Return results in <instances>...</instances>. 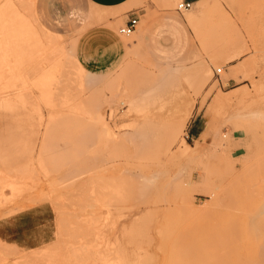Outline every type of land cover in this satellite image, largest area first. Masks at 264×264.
Returning <instances> with one entry per match:
<instances>
[{
  "label": "rangeland",
  "instance_id": "1",
  "mask_svg": "<svg viewBox=\"0 0 264 264\" xmlns=\"http://www.w3.org/2000/svg\"><path fill=\"white\" fill-rule=\"evenodd\" d=\"M11 1L30 32L0 19L13 99L0 107V264H264V0L181 12L192 46L163 62L136 42L143 22L122 35L90 8L61 34L39 0ZM135 2L179 16L183 0ZM109 25L121 56L104 69L90 34Z\"/></svg>",
  "mask_w": 264,
  "mask_h": 264
},
{
  "label": "crops",
  "instance_id": "2",
  "mask_svg": "<svg viewBox=\"0 0 264 264\" xmlns=\"http://www.w3.org/2000/svg\"><path fill=\"white\" fill-rule=\"evenodd\" d=\"M194 5L202 4L206 0H183ZM61 0H39L38 7L42 22L50 29H56L63 34L66 27L77 26V15L88 17L90 8L95 9L101 20L109 18L110 24L120 21L126 25L132 18H138L139 24L143 22L142 30L138 33L136 42L148 54L158 62L181 59L192 46V30L186 18L178 12L163 15H155V6L150 9L132 8L137 5L135 0H62L67 6L63 9ZM91 16H95L94 13ZM61 26H66L65 29ZM139 26V25H138ZM138 31V30H137ZM136 31V32H137ZM90 37L97 42L98 59L95 60L102 68L114 67L121 56V44L117 34L109 25L99 27L91 31ZM195 122V119L194 121ZM192 126V123H191ZM205 133L201 128L194 129V137Z\"/></svg>",
  "mask_w": 264,
  "mask_h": 264
},
{
  "label": "bare ground",
  "instance_id": "3",
  "mask_svg": "<svg viewBox=\"0 0 264 264\" xmlns=\"http://www.w3.org/2000/svg\"><path fill=\"white\" fill-rule=\"evenodd\" d=\"M32 2H36V0H32ZM202 4H205V1L202 2ZM24 11V10H23ZM23 14H21V12L16 8V6L13 4V2L11 0L6 1L3 5L0 6V19H3V22H5L4 24V28L5 26H7V28L13 29L14 33H19V34H23V31H29L30 32V27L28 28L29 25H27L26 22H24V20L22 19ZM35 19V18H34ZM31 20V19H30ZM32 21V20H31ZM39 26V25H38ZM12 32V31H11ZM38 34V31H37ZM20 36V35H19ZM24 36V35H22ZM38 37V36H37ZM11 38V36H10ZM28 38V37H27ZM12 39V38H11ZM21 40V38H20ZM24 40V39H22ZM26 40V39H25ZM28 40V39H27ZM16 40L11 41L9 39H7L6 41V48L8 49V45L15 43ZM32 51V50H31ZM165 75H170L172 72L171 71H165ZM48 77V76H47ZM46 79V76L43 77L42 75V83H40V87L44 90L47 91L48 90V85L47 83L44 81V79ZM49 78V77H48ZM92 79V78H90ZM89 79V80H90ZM41 80V79H40ZM94 79H92L93 82ZM89 82V81H88ZM91 82V81H90ZM49 91H47L48 93ZM47 99L46 96H43ZM13 105V99H11L9 97V95H3L0 94V107L1 108H10ZM101 119V118H100ZM101 121V120H100Z\"/></svg>",
  "mask_w": 264,
  "mask_h": 264
},
{
  "label": "built area",
  "instance_id": "4",
  "mask_svg": "<svg viewBox=\"0 0 264 264\" xmlns=\"http://www.w3.org/2000/svg\"><path fill=\"white\" fill-rule=\"evenodd\" d=\"M193 6L194 4L192 2L183 1L182 3L179 4L178 11L179 12L190 11L193 8ZM138 25H139L138 18H132L126 25L120 27L119 32L122 35L130 36L136 32Z\"/></svg>",
  "mask_w": 264,
  "mask_h": 264
}]
</instances>
